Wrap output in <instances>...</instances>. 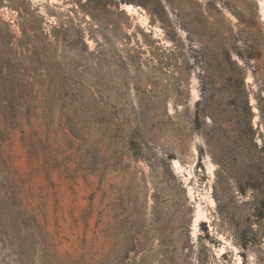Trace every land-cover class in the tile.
<instances>
[{
	"label": "rangeland",
	"instance_id": "obj_1",
	"mask_svg": "<svg viewBox=\"0 0 264 264\" xmlns=\"http://www.w3.org/2000/svg\"><path fill=\"white\" fill-rule=\"evenodd\" d=\"M262 162L264 0H0V264H264Z\"/></svg>",
	"mask_w": 264,
	"mask_h": 264
},
{
	"label": "trees",
	"instance_id": "obj_2",
	"mask_svg": "<svg viewBox=\"0 0 264 264\" xmlns=\"http://www.w3.org/2000/svg\"><path fill=\"white\" fill-rule=\"evenodd\" d=\"M247 109H248V112H249V108H247ZM247 128L250 130V132H252V129H251V126L250 125H248ZM257 171H258V177H259V179H261L262 182L264 183V162H262V163H260L258 165ZM262 208L264 209V202L262 203Z\"/></svg>",
	"mask_w": 264,
	"mask_h": 264
}]
</instances>
